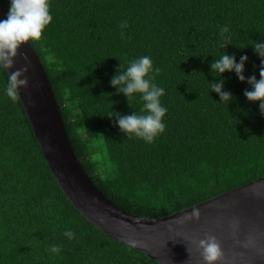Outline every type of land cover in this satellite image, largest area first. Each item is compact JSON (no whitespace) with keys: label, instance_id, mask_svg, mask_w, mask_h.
Listing matches in <instances>:
<instances>
[{"label":"trees","instance_id":"obj_1","mask_svg":"<svg viewBox=\"0 0 264 264\" xmlns=\"http://www.w3.org/2000/svg\"><path fill=\"white\" fill-rule=\"evenodd\" d=\"M8 12L10 0H0ZM52 22L37 55L73 153L92 184L120 210L157 219L264 177V115L235 72L212 73L223 53L247 55L259 79L264 0H50ZM128 22L121 36L120 24ZM230 44L220 48V27ZM47 49V51H45ZM54 54L56 63L46 57ZM150 56L162 71L165 131L152 143L127 137L116 113L140 114L110 80L119 65ZM122 69V70H123ZM0 69V264H158L106 236L60 190L19 101L5 95ZM224 80L233 100L211 83ZM112 116V117H109ZM66 229L75 233L69 240ZM60 245L59 254L51 253Z\"/></svg>","mask_w":264,"mask_h":264},{"label":"water","instance_id":"obj_2","mask_svg":"<svg viewBox=\"0 0 264 264\" xmlns=\"http://www.w3.org/2000/svg\"><path fill=\"white\" fill-rule=\"evenodd\" d=\"M7 14L0 3V20ZM18 52L13 68L6 72L29 65L28 87L18 90L23 110L51 175L90 224L158 264H204L198 242L209 235L217 238L224 253L217 264H264V177L162 218H141L120 210L97 190L77 161L32 47L25 43ZM194 208L201 212L198 221L176 223ZM234 222H238L235 230Z\"/></svg>","mask_w":264,"mask_h":264},{"label":"clouds","instance_id":"obj_3","mask_svg":"<svg viewBox=\"0 0 264 264\" xmlns=\"http://www.w3.org/2000/svg\"><path fill=\"white\" fill-rule=\"evenodd\" d=\"M50 7V0H10L7 18L0 20V69L8 72L13 68L15 58L19 55L18 50L25 43L30 41L42 43L43 32L53 20ZM127 27L128 22L122 21L120 24L122 37L123 29ZM228 33V25L220 27V48H225L230 44L231 36L227 35ZM252 47L261 58L259 79L255 75L245 77L247 55H242L237 63L235 54L223 53L219 59H215L211 63L210 69L212 73L220 75L234 71L241 82L250 85V90L245 89L244 96L249 102L259 101L260 112L264 115V43L254 41ZM24 59L27 60V56ZM46 59L49 63H56L52 53H49ZM122 69L123 66L120 64L117 73L110 80L111 86L116 89V94H124L129 102L134 93H139L144 103L140 114L136 112L131 115L116 113V123L127 137L135 136L147 143H152L166 129L163 118L168 109L162 105L160 99L165 95V89L154 83L155 77L162 70L159 67L154 68L152 58L146 55L131 60L127 68ZM28 71L29 65L26 64L23 68L11 74L8 73L5 95L13 102L21 99L18 90L28 87L29 82L26 75ZM224 83L225 81L222 79L219 82L211 83V90L219 95L221 102L229 104L234 98L229 91L224 90ZM200 217V210L194 208L191 213L184 215L176 223L182 225L193 220L198 221ZM232 227L234 230L238 228V222H234ZM64 236L72 240L75 238V233L66 229ZM245 246L247 245L245 244ZM48 250L51 253L59 254L62 247L52 245ZM198 250H200L204 264H217L224 257L220 242L212 235L199 240Z\"/></svg>","mask_w":264,"mask_h":264}]
</instances>
